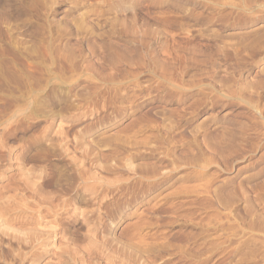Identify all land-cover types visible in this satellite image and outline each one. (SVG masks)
<instances>
[{
  "label": "rangeland",
  "instance_id": "1",
  "mask_svg": "<svg viewBox=\"0 0 264 264\" xmlns=\"http://www.w3.org/2000/svg\"><path fill=\"white\" fill-rule=\"evenodd\" d=\"M0 244L264 264V0H0Z\"/></svg>",
  "mask_w": 264,
  "mask_h": 264
},
{
  "label": "bare ground",
  "instance_id": "2",
  "mask_svg": "<svg viewBox=\"0 0 264 264\" xmlns=\"http://www.w3.org/2000/svg\"><path fill=\"white\" fill-rule=\"evenodd\" d=\"M0 245H1V244H0ZM8 248H9V247H8ZM15 249H16V248H15ZM16 251H17V250H16ZM8 252H10V251L8 250ZM13 252H14V250H13ZM14 253H15V252H14ZM17 253H18V251H17ZM4 254H7V253H4ZM20 254H21V253H20ZM22 254H24V253H22ZM22 254H21V255H22ZM23 258H24V257H23ZM17 260H18V258H17ZM17 260H16V261H17ZM24 260H25V259H24ZM18 261H19V260H18ZM21 261H22V260H21Z\"/></svg>",
  "mask_w": 264,
  "mask_h": 264
}]
</instances>
